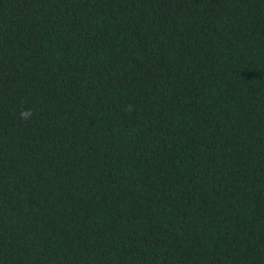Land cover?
Segmentation results:
<instances>
[{
  "label": "trees",
  "instance_id": "1",
  "mask_svg": "<svg viewBox=\"0 0 264 264\" xmlns=\"http://www.w3.org/2000/svg\"><path fill=\"white\" fill-rule=\"evenodd\" d=\"M0 264H264V0H0Z\"/></svg>",
  "mask_w": 264,
  "mask_h": 264
},
{
  "label": "clouds",
  "instance_id": "2",
  "mask_svg": "<svg viewBox=\"0 0 264 264\" xmlns=\"http://www.w3.org/2000/svg\"><path fill=\"white\" fill-rule=\"evenodd\" d=\"M20 116L22 119L28 120L32 116V110L31 109H22Z\"/></svg>",
  "mask_w": 264,
  "mask_h": 264
}]
</instances>
